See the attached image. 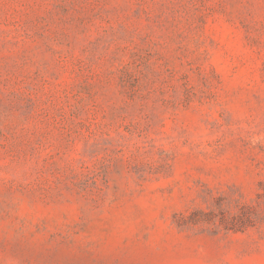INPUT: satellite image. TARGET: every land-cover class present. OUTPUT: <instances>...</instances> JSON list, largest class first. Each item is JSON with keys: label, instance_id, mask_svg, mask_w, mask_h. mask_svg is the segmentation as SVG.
Segmentation results:
<instances>
[{"label": "rangeland", "instance_id": "1", "mask_svg": "<svg viewBox=\"0 0 264 264\" xmlns=\"http://www.w3.org/2000/svg\"><path fill=\"white\" fill-rule=\"evenodd\" d=\"M0 264H264V0H0Z\"/></svg>", "mask_w": 264, "mask_h": 264}]
</instances>
